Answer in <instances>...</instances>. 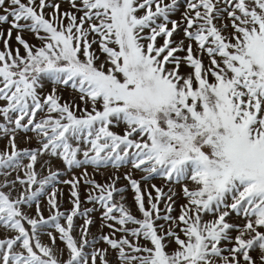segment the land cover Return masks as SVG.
<instances>
[{"label": "snow or ice", "instance_id": "6c2138e0", "mask_svg": "<svg viewBox=\"0 0 264 264\" xmlns=\"http://www.w3.org/2000/svg\"><path fill=\"white\" fill-rule=\"evenodd\" d=\"M0 264H264V0H0Z\"/></svg>", "mask_w": 264, "mask_h": 264}]
</instances>
